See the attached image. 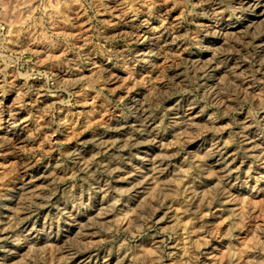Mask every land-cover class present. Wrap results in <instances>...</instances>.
I'll use <instances>...</instances> for the list:
<instances>
[{
    "label": "rangeland",
    "instance_id": "obj_1",
    "mask_svg": "<svg viewBox=\"0 0 264 264\" xmlns=\"http://www.w3.org/2000/svg\"><path fill=\"white\" fill-rule=\"evenodd\" d=\"M0 264H264V0H0Z\"/></svg>",
    "mask_w": 264,
    "mask_h": 264
},
{
    "label": "bare ground",
    "instance_id": "obj_2",
    "mask_svg": "<svg viewBox=\"0 0 264 264\" xmlns=\"http://www.w3.org/2000/svg\"><path fill=\"white\" fill-rule=\"evenodd\" d=\"M6 130H8V129H6ZM6 130H5V132H6Z\"/></svg>",
    "mask_w": 264,
    "mask_h": 264
}]
</instances>
